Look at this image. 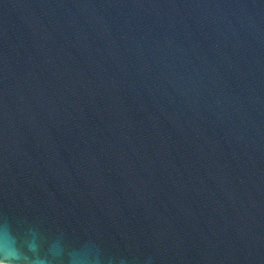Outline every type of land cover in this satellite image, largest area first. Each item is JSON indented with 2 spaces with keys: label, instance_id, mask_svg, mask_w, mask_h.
I'll list each match as a JSON object with an SVG mask.
<instances>
[{
  "label": "water",
  "instance_id": "water-1",
  "mask_svg": "<svg viewBox=\"0 0 264 264\" xmlns=\"http://www.w3.org/2000/svg\"><path fill=\"white\" fill-rule=\"evenodd\" d=\"M0 233L14 264H264V0H0Z\"/></svg>",
  "mask_w": 264,
  "mask_h": 264
},
{
  "label": "clouds",
  "instance_id": "clouds-1",
  "mask_svg": "<svg viewBox=\"0 0 264 264\" xmlns=\"http://www.w3.org/2000/svg\"><path fill=\"white\" fill-rule=\"evenodd\" d=\"M30 252L36 251V246L33 244L29 247ZM0 255L4 258L0 259V264H14V262H20L21 254L16 247V242L10 234L0 233ZM31 264H43V261L39 257L29 258Z\"/></svg>",
  "mask_w": 264,
  "mask_h": 264
}]
</instances>
